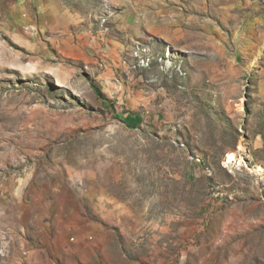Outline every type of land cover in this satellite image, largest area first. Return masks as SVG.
Listing matches in <instances>:
<instances>
[{"label":"rangeland","instance_id":"rangeland-1","mask_svg":"<svg viewBox=\"0 0 264 264\" xmlns=\"http://www.w3.org/2000/svg\"><path fill=\"white\" fill-rule=\"evenodd\" d=\"M12 15L0 264H264V20L212 0Z\"/></svg>","mask_w":264,"mask_h":264},{"label":"crops","instance_id":"crops-1","mask_svg":"<svg viewBox=\"0 0 264 264\" xmlns=\"http://www.w3.org/2000/svg\"><path fill=\"white\" fill-rule=\"evenodd\" d=\"M42 0H0V9L11 10L13 12V20H23L21 17L22 9L32 4H38ZM216 1L220 2L216 4ZM212 0L213 11L218 10L219 14L226 17L228 20H264V0ZM59 1L55 6H52V11L49 14L51 17L60 15ZM63 13V12H62ZM5 14V13H4ZM64 14V13H63ZM67 15V14H64ZM68 19V17H65Z\"/></svg>","mask_w":264,"mask_h":264},{"label":"bare ground","instance_id":"bare-ground-1","mask_svg":"<svg viewBox=\"0 0 264 264\" xmlns=\"http://www.w3.org/2000/svg\"><path fill=\"white\" fill-rule=\"evenodd\" d=\"M234 155H235V154H229V155L227 156V158H228V162H229V163L235 161V156H234Z\"/></svg>","mask_w":264,"mask_h":264}]
</instances>
